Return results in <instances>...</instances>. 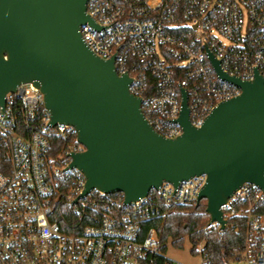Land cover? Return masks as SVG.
Listing matches in <instances>:
<instances>
[{"label": "built area", "instance_id": "obj_1", "mask_svg": "<svg viewBox=\"0 0 264 264\" xmlns=\"http://www.w3.org/2000/svg\"><path fill=\"white\" fill-rule=\"evenodd\" d=\"M87 13L98 29L82 26L83 41L132 79L131 94L164 138L183 134L177 123L183 91L195 128L220 103L241 95L220 80L209 54L231 77L264 79V0H89ZM85 150L75 128L51 126L44 96L32 83L6 95L0 104V154L7 159L0 165V264H184L167 257L169 242L162 243L157 228H143L196 203L207 176L176 187L164 182L131 203L121 193L82 196L85 175L70 165ZM221 210L226 227L232 218L245 221L243 249L230 264H264V191L245 183ZM197 248L192 254L207 264L203 244Z\"/></svg>", "mask_w": 264, "mask_h": 264}, {"label": "water", "instance_id": "obj_2", "mask_svg": "<svg viewBox=\"0 0 264 264\" xmlns=\"http://www.w3.org/2000/svg\"><path fill=\"white\" fill-rule=\"evenodd\" d=\"M89 0H0V104L18 86L32 83L44 96L51 126L75 128L86 150L72 155L83 172L82 196L93 190L121 193L126 203L206 175L197 203L207 202L210 223L225 230L222 207L243 184L264 191V79L244 82L223 72L240 96L220 103L200 128L189 121L187 96L176 139L159 135L146 120L132 79L119 75L114 58L103 60L85 44L80 28L98 29L87 13Z\"/></svg>", "mask_w": 264, "mask_h": 264}, {"label": "trees", "instance_id": "obj_3", "mask_svg": "<svg viewBox=\"0 0 264 264\" xmlns=\"http://www.w3.org/2000/svg\"><path fill=\"white\" fill-rule=\"evenodd\" d=\"M7 161L0 154V165ZM1 169V166H0ZM120 195V194H119ZM205 200L199 204L193 203L188 206L177 208L165 218H157L155 221L144 226L147 232L151 227L158 229L162 243L169 239L173 245L182 247L185 237L192 244L191 253H195L197 247L203 244L202 255L207 264H230L239 258L245 241V221L232 218L228 221L225 230L220 231L210 223V216L206 213Z\"/></svg>", "mask_w": 264, "mask_h": 264}, {"label": "rangeland", "instance_id": "obj_4", "mask_svg": "<svg viewBox=\"0 0 264 264\" xmlns=\"http://www.w3.org/2000/svg\"><path fill=\"white\" fill-rule=\"evenodd\" d=\"M167 242L169 243L166 255L170 260L179 261L184 264H201V256H196L191 253L192 244L188 237L184 238L182 247L173 246L170 239Z\"/></svg>", "mask_w": 264, "mask_h": 264}]
</instances>
